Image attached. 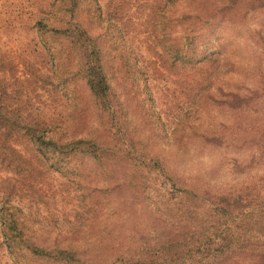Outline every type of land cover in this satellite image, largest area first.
Here are the masks:
<instances>
[{
  "label": "rangeland",
  "instance_id": "rangeland-1",
  "mask_svg": "<svg viewBox=\"0 0 264 264\" xmlns=\"http://www.w3.org/2000/svg\"><path fill=\"white\" fill-rule=\"evenodd\" d=\"M162 1L96 0L92 5L96 15L81 6L79 19L89 34L98 35L102 63L115 88L122 90L125 84L132 95L130 89L134 93L137 83L144 79L147 82L155 114L142 117L141 108L131 106L139 100L137 95L126 96L124 106L135 113L132 117L151 152L161 157L173 174L197 177L193 182L205 183L208 189L210 185L220 190L230 187L241 195L248 187L250 198L259 192L264 203V5L253 6L240 22L231 24L239 29L230 31V39L239 41L233 49L241 47L243 54L239 64L236 51H232L230 58L210 62L205 57L190 67L178 64L157 41L152 16ZM51 3L52 0H0L1 114L21 112L29 115L31 119L25 118L28 122L35 120L44 129L60 131L64 136L89 133L97 122L95 101L87 93H78L75 100L79 104L69 110L66 98L51 84L57 82L52 66L62 71L67 63L45 52L37 37L36 21L52 8ZM55 10L60 13L61 5L57 4ZM218 31L226 33L229 29ZM216 44L214 41L209 46ZM230 60L235 66L227 70L224 63ZM237 65L244 69L237 72ZM211 71L215 88L226 86L228 81L231 85L249 80L259 86L258 101L240 113L253 124L240 138L238 149L225 148L229 115L223 105L204 107L195 95L198 83ZM3 121L0 205L18 207L25 227L38 243L59 242L76 248L77 257L87 260V264L112 263L121 252L135 258L150 257L147 247L160 244L165 223L172 221V210L160 193L166 184L161 185L154 177L140 182L137 175H130L126 181L129 168L122 158L113 156L101 163L77 156L71 159L70 170L61 172L38 158L26 135L20 136V126L11 127L10 123L6 129ZM204 129L215 133L212 145L201 138ZM80 192L89 194L86 205L82 204ZM182 201L189 211L199 215L195 219L200 217L203 209L194 207L199 202L190 197ZM191 216L189 212L188 218ZM205 219L206 215L200 218ZM210 220L214 221L213 217ZM249 254L239 249L213 264H264L263 257L254 261ZM159 255L158 264H173L164 252ZM0 264H15L1 231ZM32 264L58 263L37 254L32 256Z\"/></svg>",
  "mask_w": 264,
  "mask_h": 264
},
{
  "label": "trees",
  "instance_id": "trees-1",
  "mask_svg": "<svg viewBox=\"0 0 264 264\" xmlns=\"http://www.w3.org/2000/svg\"><path fill=\"white\" fill-rule=\"evenodd\" d=\"M95 3L96 0H52V8L35 24L44 51L52 58L57 56L67 63L62 71L52 66L57 75V82H51L53 88L61 91L70 111L79 104V100H75L78 93L91 96L98 107L95 128L89 133L64 136L65 133L60 131L54 133L44 129L35 120L28 122L26 119H31L29 115L21 112L2 115V102L0 124L4 120L6 129L10 123L11 127L20 126V136L26 135L30 149L36 152L38 158L61 172L69 169L71 159L77 156H86L98 163L113 156L122 158L129 168L126 181L130 175H137L140 182L154 177L161 185H167L160 193L164 204L172 210V221L168 225L165 223L160 244L147 247L150 255L147 259L121 252L120 257L108 264H158L162 252L172 258L173 264H213L224 256L229 257L232 251L243 248L250 252L249 256L254 261L260 256L264 258V203L259 192L252 199L248 187L242 195L240 191L232 192L230 187L220 190L210 185L208 189L205 183L198 185L193 182L197 177L173 174L165 161L149 149L132 117L135 113L124 106L126 96L137 95L139 100L131 106L141 108L142 117L155 114L149 102L152 100L149 87L144 79L137 83L136 92L130 89L132 95H129L125 84L122 90L113 85L102 63L98 35L89 34L79 19L81 6L87 7L89 14L96 15L92 8ZM57 4L61 5L60 13H56ZM255 5L263 6L264 0H163L155 6L152 16L157 41L165 53L180 65L196 66L205 57H209L210 62L211 59L230 58L232 51H236L239 64L243 54L241 47L233 49L239 41L230 39V31L237 29L231 24L240 22ZM225 28L229 31L219 33L218 29ZM214 41L217 44L210 47ZM233 64V60L224 63L227 70L233 68ZM237 66V72L244 69ZM212 78L213 71L198 83L195 95L201 98L200 103L204 107L208 104L223 105L229 115L225 148L238 149L240 146L237 143L242 135L248 134L253 124L250 118L240 117V113L249 109L256 99L258 101L261 96L259 86L250 84L249 80L231 85L228 81L226 86L215 88ZM230 123L233 124L231 130ZM200 135L212 145L214 132L204 129ZM245 140L246 137L243 142ZM80 195L82 204L86 205L89 194L80 192ZM189 197L193 202H199L194 206L196 210L203 209L197 219L195 216L199 215L189 211L182 201ZM189 212L192 214L190 219ZM205 215L206 219L200 220ZM0 225L3 242L15 264H32V256L37 254L58 264L88 263L77 257L76 248L62 246L59 242L38 243L25 227L21 210L16 206L9 203L0 205Z\"/></svg>",
  "mask_w": 264,
  "mask_h": 264
}]
</instances>
